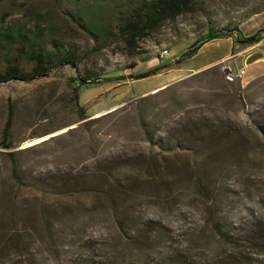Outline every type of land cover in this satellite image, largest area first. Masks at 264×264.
<instances>
[{
    "label": "rangeland",
    "instance_id": "rangeland-1",
    "mask_svg": "<svg viewBox=\"0 0 264 264\" xmlns=\"http://www.w3.org/2000/svg\"><path fill=\"white\" fill-rule=\"evenodd\" d=\"M205 1L132 59L119 43L99 48L61 0H0V21L32 28L38 13L79 50L76 65L0 85V264H264V61L246 66L263 48L264 0ZM209 29L221 38L177 63ZM9 62L0 49V71ZM130 217L145 224L136 237L121 233Z\"/></svg>",
    "mask_w": 264,
    "mask_h": 264
},
{
    "label": "trees",
    "instance_id": "trees-1",
    "mask_svg": "<svg viewBox=\"0 0 264 264\" xmlns=\"http://www.w3.org/2000/svg\"><path fill=\"white\" fill-rule=\"evenodd\" d=\"M72 8L68 16L71 23L75 24L83 32L89 35L99 44V48L105 49L111 43H119L124 53L132 59L146 54L140 47L149 40L154 33L167 22H174L186 15H196L205 11V0H61ZM39 14H33L34 25L10 24L5 16L0 21V49L6 51V57L10 59L4 72L0 71V85L12 81L30 83L48 76L52 71L65 65H76L79 60V50L74 46H68L64 38H60V30L54 25L45 26ZM227 32L228 30H224ZM220 32L209 29L207 37L191 47L177 62L193 58L203 45L221 38ZM252 44H258L259 38L254 36L249 40ZM30 65V69H24L23 65ZM136 65L132 66V69ZM161 68H155L150 72L138 76V79H148L157 75ZM93 80L92 76L83 79L84 82ZM96 80H99L96 78ZM104 80L101 83H109ZM76 88V99H78ZM11 108V107H10ZM9 108L7 122L2 134V147L10 149L8 144L11 138L12 110ZM146 122L142 123V129L149 143H154V134L149 132ZM11 163V173L18 186H24L18 174V164L13 154H8ZM112 204L113 200L108 199ZM133 220L127 219L125 225H120L122 234L136 237L141 233L142 227ZM222 228V226H220ZM220 228L218 234L222 235ZM150 241V235H146ZM228 237V236H226ZM1 239V237H0ZM2 241V240H1ZM264 256V245H260ZM220 264H251L244 256L242 259H234L232 262H219ZM168 264H187L181 259H173Z\"/></svg>",
    "mask_w": 264,
    "mask_h": 264
},
{
    "label": "crops",
    "instance_id": "crops-1",
    "mask_svg": "<svg viewBox=\"0 0 264 264\" xmlns=\"http://www.w3.org/2000/svg\"><path fill=\"white\" fill-rule=\"evenodd\" d=\"M262 15H264V12L262 13V14H260V15H257V16H262ZM218 40V39H217ZM217 40H214V41H212V42H210V43H208L207 45H209V44H211V43H213V42H215V41H217ZM206 45V46H207ZM206 46H203L202 48H201V50L204 48V47H206ZM262 49H260V50H258V51H256V53H258V54H262L263 55V60L262 61H264V40H263V45H262ZM200 50V51H201ZM199 51V52H200ZM228 55L226 56V57H224V56H219V57H215L214 59H211V60H209V61H207L206 63H203V64H201L198 68L199 69H207V68H209V67H212V66H215V65H217V64H219L220 62H222L223 60H226V59H228V58H230L231 57V54L230 53H227ZM253 54H255V52H253ZM233 57V56H232ZM238 60V59H237ZM236 60V62H238ZM257 65H261V64H254L253 65V67H256ZM245 66H242L241 68H244ZM244 69H246V72L248 71L247 69V67H245Z\"/></svg>",
    "mask_w": 264,
    "mask_h": 264
},
{
    "label": "built area",
    "instance_id": "built-area-1",
    "mask_svg": "<svg viewBox=\"0 0 264 264\" xmlns=\"http://www.w3.org/2000/svg\"><path fill=\"white\" fill-rule=\"evenodd\" d=\"M160 57L161 58H168L169 57V52H167V51L163 52ZM245 73H246V69L241 70L236 75H233V74L229 73L227 75V79L230 80V81H233L235 79H240V78H242L245 75Z\"/></svg>",
    "mask_w": 264,
    "mask_h": 264
},
{
    "label": "water",
    "instance_id": "water-1",
    "mask_svg": "<svg viewBox=\"0 0 264 264\" xmlns=\"http://www.w3.org/2000/svg\"><path fill=\"white\" fill-rule=\"evenodd\" d=\"M263 59V55L262 54H253L252 56H250L247 61H246V66L252 65L254 63H256L257 61Z\"/></svg>",
    "mask_w": 264,
    "mask_h": 264
}]
</instances>
